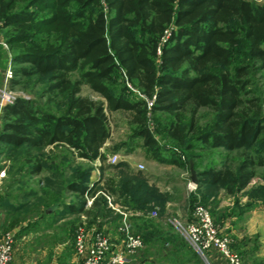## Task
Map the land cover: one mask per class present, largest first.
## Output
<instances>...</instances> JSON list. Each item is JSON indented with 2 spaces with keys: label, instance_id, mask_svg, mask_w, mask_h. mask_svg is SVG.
Segmentation results:
<instances>
[{
  "label": "trees",
  "instance_id": "obj_1",
  "mask_svg": "<svg viewBox=\"0 0 264 264\" xmlns=\"http://www.w3.org/2000/svg\"><path fill=\"white\" fill-rule=\"evenodd\" d=\"M0 31L16 50L9 85L20 91L2 108L0 156L5 147L24 148L18 171L57 173L60 165L47 166L30 152L56 145L88 162L99 161L102 172L109 154L130 155L137 147L159 164L183 168L173 147L157 136L193 161L192 152L203 146L240 152L234 169L196 172L197 190L207 188L203 202L214 188L234 197L243 193L256 169L264 168V0H0ZM116 76L142 97L115 85ZM83 86L103 100L81 96ZM201 109L212 112L203 125ZM118 111L128 114L130 133L106 146L108 114ZM149 115L171 120L156 122L151 130ZM113 166L120 175L103 193L122 210L140 213L136 229L142 232L135 233L143 247L156 240L171 242L146 216L160 196L156 187L125 162ZM90 177L89 170L74 172L66 191L83 199L94 194L100 182ZM104 194L88 210L85 199L61 205L68 214L85 215L87 228L102 232L109 225L118 232L122 217L108 207ZM59 197L55 193L51 201ZM238 203L221 212L219 220L255 208L251 202L243 209ZM251 239H234L232 249L241 259L257 251L256 238L246 247ZM141 257L139 263L145 262Z\"/></svg>",
  "mask_w": 264,
  "mask_h": 264
},
{
  "label": "rangeland",
  "instance_id": "obj_2",
  "mask_svg": "<svg viewBox=\"0 0 264 264\" xmlns=\"http://www.w3.org/2000/svg\"><path fill=\"white\" fill-rule=\"evenodd\" d=\"M255 1L261 2L262 0ZM14 51L16 50L5 42L3 31H0V103L1 99L5 97L4 94L9 95L10 98H15L16 92L20 93L18 89L14 91L10 89L9 80L6 78L7 71L11 67V55ZM115 81V85L126 88L128 94L132 96L134 94L138 98L142 97L135 93V89L129 88L130 85L121 78L116 76ZM80 95L92 100H103L86 86L81 88ZM2 108H0V117ZM127 115L122 111L108 114V125L111 132L108 141L109 146L126 140L127 135H129L130 125ZM198 118L199 123L203 125L211 120L212 112L208 109H201L198 112ZM169 120H171L170 116L160 115L153 118L149 115L147 126L153 130L156 122L166 123ZM156 138L166 147H173L179 155V159L185 164L184 167L159 164L150 159L142 147H137L130 154L132 165L129 167L133 172H141L142 176L146 178L148 186H155L159 191L158 200L152 201V208L146 210V216L149 218L148 223L158 228L159 234L171 235L170 237L165 235L171 242L156 240V242L144 246L133 257L129 258L128 264H213L210 257L207 256L205 260L183 240L177 231V223L184 224L189 220L193 209L196 206H201L209 212L221 235L237 239L236 230L241 226L248 212L241 217L232 216V218L226 217L220 220L219 215L221 212L234 208L236 199H239L238 206L242 209L247 208L249 202H251V206H255L254 209L264 206V168L256 169V177L243 193L234 197L228 195L224 189L214 188L210 189L208 201L203 202L201 196L207 188L203 187L198 191L196 183H192L190 163L195 174L208 168L222 169L228 167L234 169L237 166L240 152H227L221 148L211 149L203 146L192 152L197 156L193 161L189 155L187 157L186 153L180 154L181 149H176L172 141L163 140L158 136ZM23 152L24 148L15 150L5 147L4 155L0 156V173L4 171V175L0 178V237L5 234L13 235V258L18 264H82V260L74 250V239L81 226L84 225L83 227L88 229L86 227L87 220L85 217L66 213L61 204H78L85 199L88 208L89 203L91 206L97 196L104 194L102 189L107 186L109 180L120 175L121 169H116L113 165L105 162L104 166L106 167L102 172L100 170L101 164L98 165L96 161L94 163L88 162L78 158L76 154L65 147L56 145L30 152L32 156L47 166L49 162L56 166L60 165L57 167L59 168L57 173L51 169L44 170L38 175H29L27 168L23 169L22 172L18 171ZM114 154L120 157L119 162H123L124 158L128 156L125 155L124 151ZM138 164L142 165V170L137 168ZM193 164L196 170H194ZM78 170H89L91 182H100L95 193L86 195L84 199L65 189V184L73 178V173ZM47 181L53 184L47 185ZM193 184L195 188L192 187ZM90 185L92 186V184ZM55 193L60 194V197L52 202L51 198ZM104 195L106 199L110 198V201H113V196ZM194 199L196 202H193ZM48 204L51 206L46 208ZM152 212L155 215L152 216ZM140 222L135 219L131 229L133 233L140 234L142 232V230L136 229V226L141 224ZM92 227L90 229H93ZM96 229L98 228L96 227L95 231H97ZM250 238L252 239L246 247L252 246L254 238L257 241L256 236ZM140 257H145V262L139 263ZM73 258L75 262L72 261ZM241 260L243 264H264V258L256 257L253 252H249Z\"/></svg>",
  "mask_w": 264,
  "mask_h": 264
},
{
  "label": "built area",
  "instance_id": "obj_3",
  "mask_svg": "<svg viewBox=\"0 0 264 264\" xmlns=\"http://www.w3.org/2000/svg\"><path fill=\"white\" fill-rule=\"evenodd\" d=\"M6 78L8 80L11 78L10 69L7 71ZM128 87L131 88V86ZM3 96L5 97L1 99L0 108L11 103L14 99L7 94ZM148 105H151L150 101H148ZM119 158L116 154L108 155L106 162L114 165L119 162ZM96 162L100 165L99 161ZM137 168L143 169L140 164L137 165ZM2 175H4V171L0 173V178ZM192 187L195 188V185L193 184ZM107 201L109 207L113 209L110 198H107ZM153 215H155L154 212H152ZM123 217V223L118 227V232L122 237L121 246L118 249L103 232L86 229L83 227L84 225L77 230L74 250L82 260V264H128L129 258L142 249V238L132 232L131 225L125 220L126 216ZM176 226L183 240L205 260L208 256L213 264H218L214 261V258L218 257L224 261V264H243L241 257L232 249L233 239L219 233L209 212L203 207L196 206L189 220L184 224L177 223ZM13 244V235L5 234L0 237V264H12Z\"/></svg>",
  "mask_w": 264,
  "mask_h": 264
},
{
  "label": "crops",
  "instance_id": "obj_4",
  "mask_svg": "<svg viewBox=\"0 0 264 264\" xmlns=\"http://www.w3.org/2000/svg\"><path fill=\"white\" fill-rule=\"evenodd\" d=\"M106 146H109V143H106ZM132 160V157L130 155L126 156L123 160V162L127 163L128 165H132L130 161ZM91 181V179H90ZM113 205V204H112ZM91 207V206H90ZM90 207L87 208L85 204V209H89ZM113 207H118V208H113L112 210L114 211L115 214H119L121 218V224L123 223V216H126V222L131 225L135 222L136 217L140 215V213H133L131 211H124L119 206L118 204H114ZM48 213V212H47ZM80 217H85V215L80 214ZM82 219V218H81ZM86 219V217H85ZM87 220V219H86ZM86 224V223H85ZM94 230L95 228L92 227ZM103 233L110 238L111 242L117 246V249L120 248L121 246V241L122 237L121 235L115 230L114 228H111L109 225H106L102 228ZM237 232V239L241 240L244 237H252L256 236L257 237V243H258V249L255 251V256L259 257L261 259L264 258V206L258 207L250 212L247 213L245 216L243 223L239 228L236 230ZM73 262H75L74 258L72 259ZM218 264H224V261L221 258L216 257L214 260ZM12 264H18L15 261V258L12 260Z\"/></svg>",
  "mask_w": 264,
  "mask_h": 264
},
{
  "label": "water",
  "instance_id": "obj_5",
  "mask_svg": "<svg viewBox=\"0 0 264 264\" xmlns=\"http://www.w3.org/2000/svg\"><path fill=\"white\" fill-rule=\"evenodd\" d=\"M190 175H191V181L192 183H196V174L195 172L193 171V168H192V164L190 163Z\"/></svg>",
  "mask_w": 264,
  "mask_h": 264
}]
</instances>
